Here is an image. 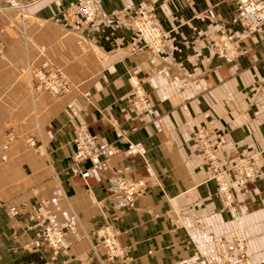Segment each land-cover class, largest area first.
Here are the masks:
<instances>
[{"label": "crops", "instance_id": "1", "mask_svg": "<svg viewBox=\"0 0 264 264\" xmlns=\"http://www.w3.org/2000/svg\"><path fill=\"white\" fill-rule=\"evenodd\" d=\"M97 1L114 21L76 29L77 17L68 13L77 0H23L21 9L0 11V264H101L105 252L93 250L92 233L114 216L126 260L105 264H223L214 241L236 233L253 263L264 264V99L255 88L264 83V39L244 36L234 0ZM138 6L168 31L160 53L128 51L134 33L127 21ZM218 23L240 42L234 59L212 50ZM44 63L66 73L68 93L33 87L27 68ZM131 76L141 80L158 118L130 109ZM77 121L115 145L112 165L129 164L130 177L145 180L133 206H112L110 172L85 162V180L71 175ZM200 126L224 136L217 152L224 163L252 155L262 172L247 192L235 190L234 208L194 150ZM41 198L65 228L79 226L55 258L32 244Z\"/></svg>", "mask_w": 264, "mask_h": 264}, {"label": "built area", "instance_id": "2", "mask_svg": "<svg viewBox=\"0 0 264 264\" xmlns=\"http://www.w3.org/2000/svg\"><path fill=\"white\" fill-rule=\"evenodd\" d=\"M237 4L235 22L244 31L245 37L258 36L264 39V0H234ZM23 0H0V11L5 9H21ZM129 8L130 6L127 5ZM77 17L74 27L80 29L82 26L92 23L97 19L114 21L115 17L103 11L97 0H77L74 8L68 16ZM127 24L134 33L132 43L128 45L130 53L162 51L163 42L168 31L158 23L152 10L138 6ZM212 50L219 56L234 59L240 54V42L232 39L229 30L218 23L216 34L211 41ZM169 49L172 46L169 45ZM3 55V47L0 42V56ZM32 85L37 90H47L54 95H64L70 91L71 83L66 73L56 67H49L46 63L41 67L27 68ZM130 81V109L139 115L149 114L153 118L160 116V111L155 108L145 91L141 80L135 76ZM255 88L262 94L264 99V83ZM112 125H117L116 120ZM11 134L7 138L11 139ZM119 137L126 140L124 131L119 132ZM194 150L200 154L210 170V177L216 183L217 192L220 194L227 207L234 208V192L236 189L243 192L249 190L251 184L262 174L254 166L253 156L239 155L224 163L218 156V148L225 143L224 136L213 132L206 126L195 129L193 134ZM34 145L33 140L28 141ZM74 153L69 165V171L73 176H80L85 180L87 173L84 163L88 162L90 169L96 172H110L105 178L108 198L117 211H122L133 206L136 198L144 194L146 182L143 178H131V166L129 164L112 165L110 160L117 152L114 144L106 141H98L92 134L89 126L84 121H77L73 129ZM6 145L2 148L6 149ZM138 152L139 150L136 149ZM5 158V156H3ZM35 216L39 219L40 230L34 240L33 247L45 246L52 252L53 258L61 252L68 250L70 241L68 233L75 234L79 226L71 224L65 228L57 222L51 214L45 199L41 198L34 209ZM117 216L112 221H106L92 233L98 241L93 245V250L98 254L97 246L105 252V258L98 255L101 264L112 261L126 260L125 247L120 242V231L116 224ZM88 236V235H87ZM214 254L223 264H254L250 259L246 248V239L236 233L231 240L217 239L214 241Z\"/></svg>", "mask_w": 264, "mask_h": 264}]
</instances>
